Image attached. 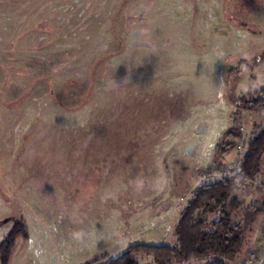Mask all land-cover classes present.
Here are the masks:
<instances>
[{
	"label": "rangeland",
	"instance_id": "1",
	"mask_svg": "<svg viewBox=\"0 0 264 264\" xmlns=\"http://www.w3.org/2000/svg\"><path fill=\"white\" fill-rule=\"evenodd\" d=\"M261 89L264 0H0V242L8 218L28 235L8 264L172 245L238 101ZM240 115L222 169L264 122Z\"/></svg>",
	"mask_w": 264,
	"mask_h": 264
},
{
	"label": "trees",
	"instance_id": "2",
	"mask_svg": "<svg viewBox=\"0 0 264 264\" xmlns=\"http://www.w3.org/2000/svg\"><path fill=\"white\" fill-rule=\"evenodd\" d=\"M231 23L256 30L254 26L237 20ZM243 111L264 112V89L254 99L238 101L231 125L214 147L211 172L221 171L225 164L220 162V158L233 150L238 140H242L240 113ZM263 161L264 122L247 138L236 174L218 181H207L189 195L174 225L172 245H133L104 264H138L136 259L140 257H149L154 264H194L197 261H201L198 264H229L244 246L247 223L264 211L263 198L259 204L245 209L241 220L235 221L243 203L236 193L247 181H253L261 173ZM6 223L9 230L0 242V264L9 263L18 238L28 239L20 218H8ZM103 259L104 256L84 264H101Z\"/></svg>",
	"mask_w": 264,
	"mask_h": 264
},
{
	"label": "crops",
	"instance_id": "3",
	"mask_svg": "<svg viewBox=\"0 0 264 264\" xmlns=\"http://www.w3.org/2000/svg\"><path fill=\"white\" fill-rule=\"evenodd\" d=\"M242 187L240 189V192L236 193V195L240 199H242L243 202L241 211L236 218L237 220H241V218H243L242 216L245 209H247L251 205L259 204L264 198V170H262L261 173L253 181H247ZM251 230L252 231L249 233V235H247V239L243 246L245 248L244 256H242V258H239L238 260L235 258L229 264H240L249 254L254 255L256 263H262V260L260 259L262 252H264V250L262 249V242L264 241V211L254 218L251 224ZM194 264H198V262Z\"/></svg>",
	"mask_w": 264,
	"mask_h": 264
},
{
	"label": "built area",
	"instance_id": "4",
	"mask_svg": "<svg viewBox=\"0 0 264 264\" xmlns=\"http://www.w3.org/2000/svg\"><path fill=\"white\" fill-rule=\"evenodd\" d=\"M239 150V154H238V160L237 162H234L232 164H230L227 168L222 169L219 172H212L211 174L207 175L212 181H218L223 177L226 176H231L233 174H236V172L238 171V167H239V163L241 161V159L244 156V150L241 149L240 147H238ZM205 176L202 177L201 179V185L203 183V181H205ZM262 249L264 250V246L262 247ZM240 264H256V261L254 259V255L253 254H249L247 255V257L243 260V262H241Z\"/></svg>",
	"mask_w": 264,
	"mask_h": 264
},
{
	"label": "flooded vegetation",
	"instance_id": "5",
	"mask_svg": "<svg viewBox=\"0 0 264 264\" xmlns=\"http://www.w3.org/2000/svg\"><path fill=\"white\" fill-rule=\"evenodd\" d=\"M227 2V1H226ZM225 8H227V10H228V3H227V5H225V7H224V11H225ZM225 13V12H224ZM230 18L231 19H233L231 16H230Z\"/></svg>",
	"mask_w": 264,
	"mask_h": 264
}]
</instances>
